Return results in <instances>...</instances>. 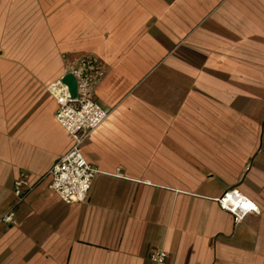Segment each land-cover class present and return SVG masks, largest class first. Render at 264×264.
<instances>
[{"label": "crops", "instance_id": "1", "mask_svg": "<svg viewBox=\"0 0 264 264\" xmlns=\"http://www.w3.org/2000/svg\"><path fill=\"white\" fill-rule=\"evenodd\" d=\"M84 54L111 110L82 145L98 173L85 202L37 187L0 264H264V0H0V219L72 146L48 86ZM232 188L259 212L235 222Z\"/></svg>", "mask_w": 264, "mask_h": 264}, {"label": "built area", "instance_id": "2", "mask_svg": "<svg viewBox=\"0 0 264 264\" xmlns=\"http://www.w3.org/2000/svg\"><path fill=\"white\" fill-rule=\"evenodd\" d=\"M72 76L76 90L72 92L65 82ZM103 77V65L94 54H84L67 63L64 75L48 86L49 94L56 100L58 123L72 138V146L43 175L33 177L22 172L14 182L15 200L0 219L7 226L16 224L19 207L41 184L48 181V188L67 203L85 202L98 170L85 158L82 145L91 134L101 126L111 114L97 100V86ZM220 207L240 222L249 213H258V205L237 188L227 190L217 198ZM168 258L166 251H154L151 260L164 263Z\"/></svg>", "mask_w": 264, "mask_h": 264}, {"label": "water", "instance_id": "3", "mask_svg": "<svg viewBox=\"0 0 264 264\" xmlns=\"http://www.w3.org/2000/svg\"><path fill=\"white\" fill-rule=\"evenodd\" d=\"M66 77H67V76H66ZM66 77H65V79H64V80H65V82H66ZM70 77H72V76H70ZM72 78H73V77H72ZM73 79H74V78H73ZM66 83H67V82H66ZM67 84H68V83H67ZM68 85H69V84H68ZM69 86H70V85H69ZM70 88H71V87H70ZM71 90H72V89H71Z\"/></svg>", "mask_w": 264, "mask_h": 264}]
</instances>
